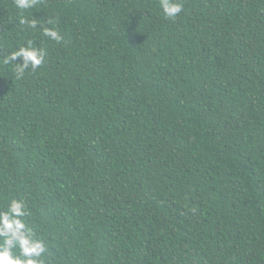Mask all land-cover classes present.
Returning <instances> with one entry per match:
<instances>
[{"label": "trees", "instance_id": "16d2710c", "mask_svg": "<svg viewBox=\"0 0 264 264\" xmlns=\"http://www.w3.org/2000/svg\"><path fill=\"white\" fill-rule=\"evenodd\" d=\"M175 2L0 0V60L47 50L0 64V211L43 264H264V0Z\"/></svg>", "mask_w": 264, "mask_h": 264}, {"label": "clouds", "instance_id": "9594fccd", "mask_svg": "<svg viewBox=\"0 0 264 264\" xmlns=\"http://www.w3.org/2000/svg\"><path fill=\"white\" fill-rule=\"evenodd\" d=\"M37 3L38 0H13L15 8L19 10L32 9ZM159 6L166 18H175L183 11V5L175 0H159ZM18 23L31 29H36L39 24L43 36L58 43L63 40L55 27H45L36 18L20 16ZM48 24H53V21L49 20ZM46 56L45 48L34 46L33 41H28L26 45H18L15 50L8 52L0 64L15 65L13 72L19 79L29 67L35 70L43 65ZM18 59L22 63H13ZM27 214L24 203L18 199L10 200L7 209L0 211V264H43L41 258L47 251V245L42 239L36 238L23 221L22 217Z\"/></svg>", "mask_w": 264, "mask_h": 264}]
</instances>
